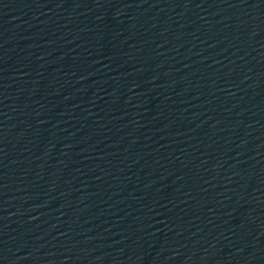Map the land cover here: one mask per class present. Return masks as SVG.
Segmentation results:
<instances>
[{
    "label": "water",
    "instance_id": "1",
    "mask_svg": "<svg viewBox=\"0 0 264 264\" xmlns=\"http://www.w3.org/2000/svg\"><path fill=\"white\" fill-rule=\"evenodd\" d=\"M0 264H264V0H0Z\"/></svg>",
    "mask_w": 264,
    "mask_h": 264
}]
</instances>
